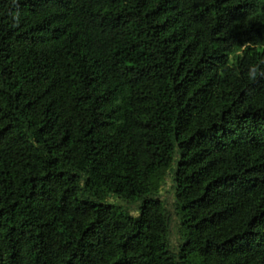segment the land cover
<instances>
[{
  "label": "trees",
  "instance_id": "obj_1",
  "mask_svg": "<svg viewBox=\"0 0 264 264\" xmlns=\"http://www.w3.org/2000/svg\"><path fill=\"white\" fill-rule=\"evenodd\" d=\"M0 264H264V0H0Z\"/></svg>",
  "mask_w": 264,
  "mask_h": 264
},
{
  "label": "rangeland",
  "instance_id": "obj_2",
  "mask_svg": "<svg viewBox=\"0 0 264 264\" xmlns=\"http://www.w3.org/2000/svg\"><path fill=\"white\" fill-rule=\"evenodd\" d=\"M160 197L166 202V207L171 213V223H170V244L172 247H175L179 240L180 236L178 233V219L177 216L173 212V181H172V170L168 171L164 177V181L159 190ZM108 202H114L116 204L125 205L123 201L119 198H115L113 196H108L106 199ZM130 211L133 215L137 214L135 205L129 206Z\"/></svg>",
  "mask_w": 264,
  "mask_h": 264
}]
</instances>
